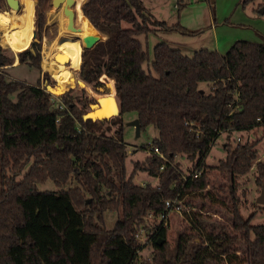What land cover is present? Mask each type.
<instances>
[{
	"label": "trees",
	"instance_id": "16d2710c",
	"mask_svg": "<svg viewBox=\"0 0 264 264\" xmlns=\"http://www.w3.org/2000/svg\"><path fill=\"white\" fill-rule=\"evenodd\" d=\"M45 1L36 6L38 42L17 54L19 65L37 71L45 16L38 8ZM80 9L75 36L83 44L80 76L94 88L102 85L100 76L110 79L119 115L84 120L95 100L66 91L54 102L44 83L56 87L46 72L35 85L0 73V264H136L141 228L149 230L144 236L153 249L146 264H264V225L240 214L237 181L256 161L261 138L230 143L234 132L264 130V41L237 40L224 53L201 48L190 56L159 43L150 62L140 36L200 31L156 20L141 0H86ZM98 31L104 36L101 46ZM90 33L94 40L88 46L83 40ZM12 62L13 55L0 47V69ZM202 83L211 85L208 92L198 88ZM129 113L136 114L141 131L158 130L150 144L139 148H158L166 162L151 153L134 161L128 176L123 115ZM221 134H226L225 157L218 166H208L205 158ZM181 155L192 164L189 175L197 171L198 177L182 181L175 161ZM211 169L229 177L223 191L225 221L190 213L188 231L177 234L170 251L167 224L150 229L146 216L161 212L165 200L181 201L187 193L206 192L213 200ZM139 171L157 184L134 183ZM48 179L58 191L38 190L36 185ZM106 211L118 214L111 230L103 225Z\"/></svg>",
	"mask_w": 264,
	"mask_h": 264
},
{
	"label": "rangeland",
	"instance_id": "374dc122",
	"mask_svg": "<svg viewBox=\"0 0 264 264\" xmlns=\"http://www.w3.org/2000/svg\"><path fill=\"white\" fill-rule=\"evenodd\" d=\"M19 3V9L23 6L25 0H17ZM144 7L149 10L153 17L158 21H163L168 25L179 24L181 27H185L189 31H200L194 35H182L177 31H156L148 33L147 37L140 36V41L144 44L148 51V60L152 59L153 48L159 43H167L171 48L179 49L180 52L184 55H192L195 51L201 50V48H206L209 50H216L220 52H226L229 46L236 42V40H247V41H258L263 42L262 37L264 35V0H255L253 3H248L243 5V0H210V3L199 0H180V9L176 7L177 0H141ZM34 2V20H33V32L30 43L35 38V21H36V0ZM82 7V5H81ZM8 7L5 4V1L2 0L0 4V17L2 14L8 13ZM19 11H15L20 13ZM38 10H44V22L46 31L43 33L41 39V48H40V71H37L34 68H31L27 64L18 63L17 54L19 52H14L10 48H5L1 46L2 32L0 31V47L4 50L6 54L13 55V64L3 67L0 69V73L5 72L7 79L25 82L29 85H35L37 79L46 72L42 69V55L43 51H48L51 48V43L55 39L56 35V23L57 17L61 10L57 9L56 6L51 5V0H46L42 7H39ZM14 11V10H13ZM83 11V9H82ZM263 11V12H261ZM84 14V12H83ZM87 18V17H86ZM88 20V19H87ZM77 29L78 22H77ZM99 32V31H98ZM54 34V35H53ZM60 34V33H59ZM100 34V32H99ZM99 42L104 40V36ZM59 36V35H58ZM76 33H74V37ZM76 38V37H75ZM56 40V39H55ZM95 45V44H94ZM93 45V46H94ZM45 46V47H44ZM99 51V50H98ZM81 54V52H80ZM99 52H97L98 56ZM84 61V60H83ZM82 61V62H83ZM80 62V61H79ZM80 62V63H82ZM149 62V63H150ZM15 63V65H14ZM72 72V75L77 80H82L85 85L83 87L69 88L63 91H70L73 95L85 96L96 100V96H103L107 94H101L99 91L95 90L92 85L87 84L80 76L81 65ZM149 63L144 65V69L147 70ZM17 64V65H16ZM5 70V71H4ZM77 70V71H76ZM63 72V71H62ZM62 72H60L62 74ZM49 78L55 84L57 88L58 81L53 78V76L46 72ZM99 81L102 84L110 82V79L100 76ZM42 86L43 82H42ZM78 86V85H77ZM102 85L98 86L101 87ZM211 85L207 83L199 84L198 88L204 92H208ZM85 87V88H84ZM54 89V88H53ZM11 99L15 98V94L10 95ZM52 100L56 102V97L51 94ZM94 106L91 104L88 108ZM89 112V109L88 111ZM136 118L135 113H129L123 115V140L126 144L128 156L125 160L126 174L129 176L133 170L132 163L134 161H142L147 154L144 153L139 147L142 145H148L151 143V140L158 136V130L154 127H146L140 131L139 136L136 135L134 128L128 126V123L132 122ZM241 137V142H252L259 139V142L256 144V150L258 151V157L253 163L249 171L238 178V194L241 198L240 205V214L245 218L252 216V224L264 225V206L257 204V197L261 192L262 186H264V130L263 128H256L254 131H239L234 132L230 135V143L234 146V140L238 137ZM226 142V134H221L205 158V164L211 167L218 166V161L222 160L225 157V150L223 144ZM182 170V174L186 175L191 171L192 164L186 158V156H178L175 160ZM261 165V167L259 166ZM208 190L209 194L214 195L213 200L207 199L205 193H187L181 201L179 209L175 210L177 215H173L170 212L169 219L166 224L168 226L167 232V242L168 249H171L175 245L177 234L183 231H188L189 224V214L190 213H202L203 217H210L212 220H218L219 222L225 221L223 215H225V205L227 200L224 199V190L229 185L228 175H220L216 170L211 169L208 171ZM134 183L139 185L146 184H157V179L154 177H148L146 173L139 171L134 177ZM39 191H58L59 189L53 184L51 180H47L43 184L36 185ZM72 186V185H71ZM69 185L65 186L63 190L67 189ZM217 194V195H216ZM215 196L217 198H215ZM203 205V209L201 206ZM187 215H184L186 213ZM118 214L114 211H106L103 213L104 227L107 230H111L116 221L118 220ZM147 219V218H146ZM147 221V220H146ZM160 222V221H159ZM150 226L151 223H147ZM138 243L142 246L138 250L139 257L136 261V264H146L150 261L152 255V246L151 243L146 241V236L139 235Z\"/></svg>",
	"mask_w": 264,
	"mask_h": 264
},
{
	"label": "bare ground",
	"instance_id": "6f19581e",
	"mask_svg": "<svg viewBox=\"0 0 264 264\" xmlns=\"http://www.w3.org/2000/svg\"><path fill=\"white\" fill-rule=\"evenodd\" d=\"M72 1L73 3L68 8L74 13L73 27L77 28L79 11L81 10V5L86 0ZM62 6H65V0H63ZM19 10L20 9H18V11ZM8 11V13L2 14L0 17V31L2 32L1 46L10 48L14 52L24 51L28 47L34 29V2L33 0H25L23 6L21 7L20 13L15 12L16 9H11ZM63 14L62 11H60L59 14L56 15L60 34L56 40H53V42L50 44L51 48H49L48 51H43L41 61L43 71H48L50 73L63 71L62 76L61 74L58 76H53V78L58 81L57 88L53 89V91H55L57 94H62L63 91L69 88L80 86L83 87L85 85L82 80H77L72 75V70H75L79 67L81 45L74 37V33H72L71 30L68 31L65 27L68 20L67 16ZM92 47L93 46L85 47L83 50L91 49ZM56 53H62L67 56L69 62L68 65L63 62H56L53 59V56ZM97 98H103V105L98 106L97 108L93 107L94 110L89 112V117L97 120L98 118L115 115L116 102L113 95H97L96 99Z\"/></svg>",
	"mask_w": 264,
	"mask_h": 264
},
{
	"label": "water",
	"instance_id": "95a60500",
	"mask_svg": "<svg viewBox=\"0 0 264 264\" xmlns=\"http://www.w3.org/2000/svg\"><path fill=\"white\" fill-rule=\"evenodd\" d=\"M4 1H5V4H6V6L8 7L9 10L16 9V11H18V9H19V3H18L17 0H4ZM72 3H73L72 0H65V6H62L63 5V0H51V5L52 6H56L57 9L60 8V6H62L63 13L67 16V20H68L66 27L68 29L72 30L73 32L78 33V31H80V29L77 30L76 28L72 27L73 19H74V13H73V11L71 9L68 8L69 6H71ZM261 12H263V11H261ZM85 18H86V16H85ZM89 24H90V22H89ZM93 40H94V35H92L90 33V34L85 35L83 41H84L85 44H87L88 46H90L91 43L93 42ZM33 41L34 42L36 41L35 38H33ZM54 60L56 62H59V63H61V62L67 63V56H65L62 53L61 54L58 53V54H56L54 56ZM44 85H45L46 91L49 92L50 94H52L53 96L57 97V96L61 95V94H57L55 91H53V88L50 85H47L46 83H44ZM111 89L112 88H111L110 82L105 83V84H102L101 87H97V91H99L101 94H110L111 93ZM113 96H114V92H113ZM114 100L116 102V106H115L116 113H115V115H112L110 117L98 118L97 121L98 120H105V119L114 118L115 116L119 115V108H118V104H117V100H116L115 96H114ZM95 102L96 103L94 104V106H91L89 108V112H91V111L94 110L93 107H96L97 108L98 106H102L103 105V98H97L95 100ZM89 112H86L82 116V118L84 120L89 119V118L92 119V120H94L93 118H91V117L88 116L89 115ZM128 126L134 128V131H136V135L139 136L141 130H140V126H139L138 119L135 118L132 122L128 123ZM257 198L258 199H257L256 203L264 206V186H262L261 192H260V194L258 195ZM156 243H157L158 246H161L163 244V240L160 238V239L157 240Z\"/></svg>",
	"mask_w": 264,
	"mask_h": 264
},
{
	"label": "built area",
	"instance_id": "2783aa9c",
	"mask_svg": "<svg viewBox=\"0 0 264 264\" xmlns=\"http://www.w3.org/2000/svg\"><path fill=\"white\" fill-rule=\"evenodd\" d=\"M239 140H241L240 136L235 139L236 142H239ZM144 153H146L147 156L151 155V153H152V154L156 155L159 159H161L162 162H166L165 156L156 147H153V148L151 147V149L145 151ZM161 169H163V167H161ZM190 175L192 178H196L200 175V173L197 171H194ZM190 175H189V173L187 174V176H190ZM187 176L182 174L181 179L183 182H185L187 180ZM163 204H164V209L161 212L149 213L146 216L147 222L149 221V223H151V225H152V226H150V229H153V227L158 225L160 222H163L164 224H166L167 220L169 219L170 212L175 211V210L179 209V207H180V201L177 200L176 198L173 200H165ZM148 231L149 230L145 231L143 228H141L139 230V233L137 236L140 237L139 235H141V234L145 235L148 233Z\"/></svg>",
	"mask_w": 264,
	"mask_h": 264
},
{
	"label": "flooded vegetation",
	"instance_id": "af4514ba",
	"mask_svg": "<svg viewBox=\"0 0 264 264\" xmlns=\"http://www.w3.org/2000/svg\"><path fill=\"white\" fill-rule=\"evenodd\" d=\"M37 3H38V0H36L35 9H36ZM59 9L62 11V14H63L62 6H60V8H58V10H59ZM58 13H59V11H58ZM63 15H65V14H63ZM65 16H66V15H65ZM66 25H67V24H66ZM44 26H45V22H44V25H43V33H44V31H46V28H45ZM56 27H57V30H56L55 39H56V38L58 37V35H59V27H58V24H57V23H56ZM65 27H66V26H65ZM72 27H73V24H72ZM66 28H67V27H66ZM74 28H75V27H74ZM76 29H77V28H76ZM67 30L70 31V29H68V28H67ZM77 30H78V29H77ZM71 32H72V33H76V32H73L72 30H71ZM33 33H34V32H33ZM36 33H37V28H36V32H35V36H34V37H35V40H36L35 43L38 42V39H37V37H36V36H37ZM53 35H54V34H53ZM42 37H43V34H42V36H41V39H42ZM62 38H63V37H62ZM62 38H61V39H62ZM55 39H54V40H55ZM61 39H60V40H61ZM73 39H74V38H73ZM31 40H32V39H31ZM77 41H79L80 44L83 45L82 42H81V40H80L79 38L77 39ZM39 43H41V40H40ZM56 54H58V53H56ZM56 54H55V55H56ZM59 54H60V53H59ZM55 55H54V56H55ZM54 56H53V59H54ZM68 63H69V62H68V58H67V63H65V64L68 65ZM80 68H81V67H80ZM76 71H77V70H76ZM78 71H80V69H78ZM47 72H48V71H47ZM72 72H74V71L72 70ZM48 73H50V72H48ZM50 74H51L52 76H58V75L61 74V73H60V72H53V73H50ZM62 74H63V73H62ZM62 74H61V76H62ZM96 90H97V88H96Z\"/></svg>",
	"mask_w": 264,
	"mask_h": 264
},
{
	"label": "crops",
	"instance_id": "0c3cea01",
	"mask_svg": "<svg viewBox=\"0 0 264 264\" xmlns=\"http://www.w3.org/2000/svg\"><path fill=\"white\" fill-rule=\"evenodd\" d=\"M262 37H264V35H263ZM262 40L264 41V38H263ZM236 41H237V40H236ZM251 42H258V41H251ZM234 43H235V42H234ZM234 43H232V44H234ZM232 44H231V45H232ZM231 45H230V46H231ZM230 46H229V47H230ZM228 49H229V48H228ZM215 51H216V50H215ZM217 52H218V51H217ZM219 52H220V51H219ZM219 52H218V53H219ZM220 53H223V52H220ZM14 65H15V63H14ZM16 65H17V64H16Z\"/></svg>",
	"mask_w": 264,
	"mask_h": 264
}]
</instances>
